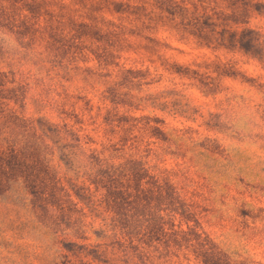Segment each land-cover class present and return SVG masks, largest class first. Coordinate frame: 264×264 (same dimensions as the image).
I'll return each mask as SVG.
<instances>
[{
    "label": "rangeland",
    "instance_id": "374dc122",
    "mask_svg": "<svg viewBox=\"0 0 264 264\" xmlns=\"http://www.w3.org/2000/svg\"><path fill=\"white\" fill-rule=\"evenodd\" d=\"M0 264H264V0H0Z\"/></svg>",
    "mask_w": 264,
    "mask_h": 264
}]
</instances>
